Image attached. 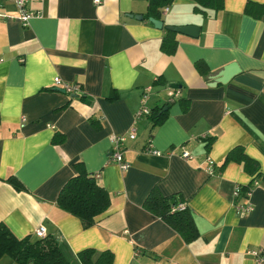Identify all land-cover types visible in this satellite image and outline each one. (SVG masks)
Segmentation results:
<instances>
[{"label": "crops", "instance_id": "1", "mask_svg": "<svg viewBox=\"0 0 264 264\" xmlns=\"http://www.w3.org/2000/svg\"><path fill=\"white\" fill-rule=\"evenodd\" d=\"M248 2L264 4L223 0L204 12L193 0H172L156 17L148 0H29L37 14L28 25L0 19V222L18 237L44 225L71 256L109 249L112 264H264L247 252L264 251V12L247 13ZM181 25L197 26V36L167 28ZM169 30L172 53L161 48ZM230 64L237 72L217 82ZM57 75L82 90L61 91ZM148 86V107L168 112L160 124L135 120ZM132 126L122 170L110 160L111 136ZM58 132L65 139L54 143ZM234 147L257 162L253 172L225 162ZM77 161L110 196L90 227L57 204ZM253 178L258 184L241 199L252 209L237 212L234 190ZM154 187L187 206L197 238L186 241L143 207ZM5 256L0 264H17Z\"/></svg>", "mask_w": 264, "mask_h": 264}, {"label": "trees", "instance_id": "2", "mask_svg": "<svg viewBox=\"0 0 264 264\" xmlns=\"http://www.w3.org/2000/svg\"><path fill=\"white\" fill-rule=\"evenodd\" d=\"M193 1L195 6L204 12L205 9L218 10L223 6V0ZM171 2L172 0H148V14L157 17L160 8ZM256 8L258 15L264 12V4L254 2L247 3L246 12L252 13ZM175 44L173 31H167L162 41V50L172 53ZM167 113L163 106H158L150 109L145 117L156 125L165 120ZM64 139V134L58 132L53 137V142L61 143ZM232 159L242 162L243 168L248 172H253L257 167V162L248 157L240 147L231 149L225 157V162ZM75 168L76 173L60 190L57 204L63 210L78 216L85 227H90L108 209L110 196L98 182L96 175L86 169L83 161L75 162ZM255 178L248 185H239L240 193L235 198V203L243 204L241 199L248 197V193L254 187V180H257ZM6 180L17 190L25 189L16 175H10ZM180 201L177 195L164 196L154 187L143 201V207L167 222L186 241H192L198 237V231L187 206L182 210L174 209ZM5 255L10 256L17 264H112L113 262V252L109 249L98 250L88 247L71 256L63 251L59 241L52 235L38 237L31 234L18 237L6 223L0 222V260Z\"/></svg>", "mask_w": 264, "mask_h": 264}, {"label": "built area", "instance_id": "3", "mask_svg": "<svg viewBox=\"0 0 264 264\" xmlns=\"http://www.w3.org/2000/svg\"><path fill=\"white\" fill-rule=\"evenodd\" d=\"M28 1L29 0H0V19H19L20 21L23 22L24 25H28L31 18L35 17L37 14L35 11L29 9L28 7ZM12 4L14 5L15 8V13L8 12L5 8L7 5ZM95 3H100V0H95ZM54 82L56 85H59L65 93H67L70 96H74L78 94L82 90V86L78 83H72L69 81L64 80L61 76L57 75L54 78ZM150 91V87H145L143 89L142 95H141V105L138 108V110L135 112V120L140 119L143 116H146L150 112V108L146 104V99L148 97ZM23 120H26L27 117L25 115L22 116ZM135 137V128L134 126L131 127L129 134L128 135H112L111 140L113 143L112 151L110 153V160L115 161L116 163L119 164V167L122 170H126L129 165L127 162L123 160V144L124 141L129 138L133 139ZM154 154H160L161 151L157 149H148ZM181 156L183 158H189L190 154L187 150H182L181 151ZM207 162H208V171L211 170V166L214 163V161L210 158L207 157ZM258 180H254L253 185H257ZM240 193V187L239 185L235 188L234 190V198H237ZM250 193H248L249 195ZM235 204V209L237 212H246L252 209V206L250 204H245V203H234ZM186 206L184 203L179 202L178 205L174 208L177 210H182ZM35 235L38 237H45L47 235V229L46 226L41 225L37 227L35 230ZM249 254L254 256L256 261L259 263L261 261H264V251L262 249H250L247 251Z\"/></svg>", "mask_w": 264, "mask_h": 264}, {"label": "water", "instance_id": "4", "mask_svg": "<svg viewBox=\"0 0 264 264\" xmlns=\"http://www.w3.org/2000/svg\"><path fill=\"white\" fill-rule=\"evenodd\" d=\"M151 21L158 27L162 26V22L160 20L151 19ZM167 28L192 37H196L198 34V27L194 25L168 26ZM236 69L237 68L234 64L225 66L221 71H219L218 76L215 77L216 81L223 83L227 82L237 72ZM61 91H63V89Z\"/></svg>", "mask_w": 264, "mask_h": 264}, {"label": "rangeland", "instance_id": "5", "mask_svg": "<svg viewBox=\"0 0 264 264\" xmlns=\"http://www.w3.org/2000/svg\"><path fill=\"white\" fill-rule=\"evenodd\" d=\"M6 258L5 259H10V257L9 256H5Z\"/></svg>", "mask_w": 264, "mask_h": 264}]
</instances>
